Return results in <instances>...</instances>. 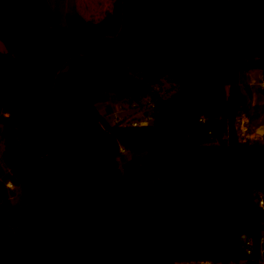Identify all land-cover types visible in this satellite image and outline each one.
Listing matches in <instances>:
<instances>
[{"label": "trees", "instance_id": "trees-1", "mask_svg": "<svg viewBox=\"0 0 264 264\" xmlns=\"http://www.w3.org/2000/svg\"><path fill=\"white\" fill-rule=\"evenodd\" d=\"M0 43V264L259 258L264 0H0ZM148 96L146 126L99 109Z\"/></svg>", "mask_w": 264, "mask_h": 264}, {"label": "rangeland", "instance_id": "rangeland-1", "mask_svg": "<svg viewBox=\"0 0 264 264\" xmlns=\"http://www.w3.org/2000/svg\"><path fill=\"white\" fill-rule=\"evenodd\" d=\"M49 1L54 8H57L62 13L63 19L67 13L73 12L76 9L78 3V0H49ZM4 48H5L4 45L0 43V49L3 50ZM258 72L260 73V70H258ZM259 73L249 72L248 81L251 83L252 77L258 78ZM252 86L254 90L253 103L260 105V108L258 110L259 112L258 118L251 120L247 116L249 118V121L246 122V124L249 127L248 133L251 134L250 136L251 138H248L245 134L247 132H244V130H242L241 128L242 118H244L243 115L238 118L237 128L241 139L248 138L249 140L264 141V134H261L258 131L259 126L264 124V88H261L257 84H252ZM164 87H165L163 88L164 95L170 94V91H168V89L170 88V84L165 83ZM99 109L104 115H106L107 119L113 124L116 123L117 120H122L123 118L125 120L128 119L130 120L135 117H140L143 111V107L141 105H137V106L129 105L125 101H119L116 99H110L108 102L100 103ZM3 149H4V143L0 138V157L2 155ZM122 152L125 154L127 159L121 161V165L125 161L130 159L132 155L126 149L122 150ZM14 199H16V197H14ZM178 264H185V263H178Z\"/></svg>", "mask_w": 264, "mask_h": 264}, {"label": "built area", "instance_id": "built-area-1", "mask_svg": "<svg viewBox=\"0 0 264 264\" xmlns=\"http://www.w3.org/2000/svg\"><path fill=\"white\" fill-rule=\"evenodd\" d=\"M250 84H257L261 88H264V71L260 70L259 77L258 78H253L251 79ZM157 90H160L159 86H156ZM143 107L142 115L140 117H135L132 119L125 120L124 118L122 120H117L116 123H119L121 125H132V126H146L152 121V112L153 108L155 106L154 101L151 96H148L144 98L143 103L141 105ZM248 122L247 119L242 118V125L241 128L244 130L246 136L248 138H251V134L248 133L249 127L246 124ZM248 138H245L243 140H248ZM124 150V148H122ZM7 187L10 189H15V185L13 184L12 181H7L6 183ZM259 205L262 209H264V197L262 194H260V197L258 199ZM245 239V237H244ZM246 253L249 259L240 261L238 263H230V264H264V235L262 236L260 240V251H259V258L257 260L251 259L254 257L255 252L253 248V243L252 241H246ZM251 259V260H250ZM185 264H214L211 261H191V262H186Z\"/></svg>", "mask_w": 264, "mask_h": 264}, {"label": "water", "instance_id": "water-1", "mask_svg": "<svg viewBox=\"0 0 264 264\" xmlns=\"http://www.w3.org/2000/svg\"><path fill=\"white\" fill-rule=\"evenodd\" d=\"M1 131H2V126L0 125V132ZM258 131L259 133L264 134V124L259 126ZM140 161H141V155L133 153L131 155V158L122 164L123 170L125 172L131 170L133 167L138 166L140 164Z\"/></svg>", "mask_w": 264, "mask_h": 264}, {"label": "crops", "instance_id": "crops-1", "mask_svg": "<svg viewBox=\"0 0 264 264\" xmlns=\"http://www.w3.org/2000/svg\"><path fill=\"white\" fill-rule=\"evenodd\" d=\"M251 72H252V73H255V72L259 73L258 70H252ZM258 77H259V76H258ZM255 98H256V96H255ZM254 104H255V103H254ZM243 117H245V119H247V120L249 121V118H248L246 115H243Z\"/></svg>", "mask_w": 264, "mask_h": 264}]
</instances>
